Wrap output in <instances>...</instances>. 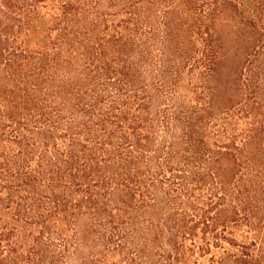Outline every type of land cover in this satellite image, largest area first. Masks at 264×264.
Here are the masks:
<instances>
[{
    "label": "trees",
    "instance_id": "obj_1",
    "mask_svg": "<svg viewBox=\"0 0 264 264\" xmlns=\"http://www.w3.org/2000/svg\"><path fill=\"white\" fill-rule=\"evenodd\" d=\"M0 264H264V0H0Z\"/></svg>",
    "mask_w": 264,
    "mask_h": 264
}]
</instances>
